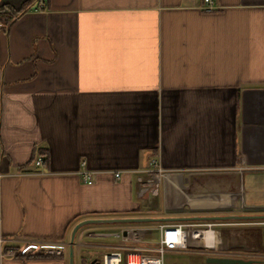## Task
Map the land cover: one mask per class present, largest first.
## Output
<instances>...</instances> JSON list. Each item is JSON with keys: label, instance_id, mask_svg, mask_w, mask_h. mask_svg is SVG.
I'll return each instance as SVG.
<instances>
[{"label": "crops", "instance_id": "1", "mask_svg": "<svg viewBox=\"0 0 264 264\" xmlns=\"http://www.w3.org/2000/svg\"><path fill=\"white\" fill-rule=\"evenodd\" d=\"M215 7L41 0L0 25V264H70L88 220L142 222L84 226L75 264L156 255L163 225L232 236L199 218L264 215V0ZM34 242L66 248L7 255Z\"/></svg>", "mask_w": 264, "mask_h": 264}, {"label": "built area", "instance_id": "2", "mask_svg": "<svg viewBox=\"0 0 264 264\" xmlns=\"http://www.w3.org/2000/svg\"><path fill=\"white\" fill-rule=\"evenodd\" d=\"M215 0H204V9L207 11L214 10ZM154 163V162H153ZM44 161L42 158H38L35 162L37 167L43 166ZM154 169L159 174H162V170L154 163ZM38 172H26L27 174H36ZM121 174H116V178H120ZM160 176H155L154 182L157 183ZM83 179L85 184L92 185L93 177L91 172L83 173ZM256 225L264 227V221ZM211 224L202 225L200 229L191 232L192 236H187V226L182 223L168 224L161 226V236L157 246V254L153 256L140 255L138 253L127 252L124 253L119 248L112 249L103 254L101 259L96 260V264H169L166 261V254L178 251H187L190 245L189 240L197 247L202 249H212L210 256H226L220 249L221 241L219 232L214 231L215 235L210 236L212 231ZM206 227H208L206 229ZM3 240L0 238V243ZM66 245L54 243V242H34L23 245L19 248L8 249L7 255L9 256H26L31 253H45L47 255H60ZM210 264V263H206ZM252 264H264V255L253 258Z\"/></svg>", "mask_w": 264, "mask_h": 264}, {"label": "rangeland", "instance_id": "3", "mask_svg": "<svg viewBox=\"0 0 264 264\" xmlns=\"http://www.w3.org/2000/svg\"><path fill=\"white\" fill-rule=\"evenodd\" d=\"M229 227H215L226 228L227 231L232 233V236H220L221 244L224 246L227 242L234 249L245 254L246 258L253 259L257 256L264 255V247H261L262 240L260 236H252V233L262 231L264 227L250 222H232ZM208 227H206L207 229ZM213 227V229H215ZM257 237L259 239H257ZM263 244V242H262ZM201 248L196 249L199 251ZM103 253H97L93 258L101 259ZM166 261L169 264H206L205 255L188 252H173L166 254Z\"/></svg>", "mask_w": 264, "mask_h": 264}, {"label": "water", "instance_id": "4", "mask_svg": "<svg viewBox=\"0 0 264 264\" xmlns=\"http://www.w3.org/2000/svg\"><path fill=\"white\" fill-rule=\"evenodd\" d=\"M202 221H215V222H250L258 224L264 221V215H253V216H226V217H204L199 218ZM142 222V220H88L79 223L73 230L71 241H70V264H75L74 258V245H75V237L77 232L87 225L94 224H108V223H128V222ZM263 246H264V228H263ZM206 263L210 264H252L253 259H245L242 257H233V256H208L205 259ZM92 264H96V260L92 262Z\"/></svg>", "mask_w": 264, "mask_h": 264}, {"label": "trees", "instance_id": "5", "mask_svg": "<svg viewBox=\"0 0 264 264\" xmlns=\"http://www.w3.org/2000/svg\"><path fill=\"white\" fill-rule=\"evenodd\" d=\"M40 1L41 0H28L19 10H15L9 5L0 6V25L3 29L8 31L17 19L30 12ZM262 232L263 230L258 231L256 234L252 233V236H260L261 239L263 236ZM257 239L259 238L257 237ZM261 247H264L262 242Z\"/></svg>", "mask_w": 264, "mask_h": 264}]
</instances>
